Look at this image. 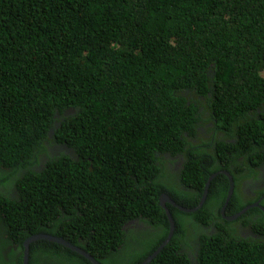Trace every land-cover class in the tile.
I'll return each instance as SVG.
<instances>
[{"label": "trees", "instance_id": "1", "mask_svg": "<svg viewBox=\"0 0 264 264\" xmlns=\"http://www.w3.org/2000/svg\"><path fill=\"white\" fill-rule=\"evenodd\" d=\"M262 165L264 0H0V264H141L214 174L149 264H264Z\"/></svg>", "mask_w": 264, "mask_h": 264}, {"label": "water", "instance_id": "2", "mask_svg": "<svg viewBox=\"0 0 264 264\" xmlns=\"http://www.w3.org/2000/svg\"><path fill=\"white\" fill-rule=\"evenodd\" d=\"M221 174H224L228 180H229V189H228V194H227V198L226 201L224 203L223 208L221 209V215L222 217L226 220V221H234L237 220L241 215H243L247 210H249L252 207H257L258 203L256 204H252L247 206L246 208H244L242 211H240L239 213L232 215V216H225L224 212H225V208L227 207V204L229 202V200L231 199L233 192H234V182H233V178L232 176L226 172H219ZM217 174L212 175L209 180L207 181L205 187H204V192L202 195V198L200 200L199 205L195 208V209H183L181 207H179L178 205H176L174 203L173 200H171L167 195L163 194L161 195L159 201H160V206L165 209V212L167 213V217H168V221L170 224V232L166 238V240L158 247V249L150 256L148 257L143 263L141 264H149L160 252L161 250L170 242L173 233H174V221L171 217V214L169 213L168 209L166 208V203H169L170 205L184 211V212H195L197 209L202 208V206L204 205L205 201H206V197L208 194V189H209V184L211 182V180L216 177ZM261 210L264 212V208H262L260 206ZM47 241V242H53L59 245H62L65 248H68L76 253H78L79 255L83 256L85 259H87L91 264H99L92 256H90L88 253H86L85 251H83L82 249L78 248L77 246H74L70 243H68L67 241H65L62 238L59 237H55V236H51V235H46V234H37V235H32L30 237H28L24 243H23V256H22V264H29V247L32 243L36 242V241Z\"/></svg>", "mask_w": 264, "mask_h": 264}, {"label": "flooded vegetation", "instance_id": "3", "mask_svg": "<svg viewBox=\"0 0 264 264\" xmlns=\"http://www.w3.org/2000/svg\"><path fill=\"white\" fill-rule=\"evenodd\" d=\"M177 158V157H176ZM181 162V159L178 161ZM258 175L255 178H250L242 183L245 193L251 198L253 204L258 203V208L264 203V165L259 167ZM261 209V208H260Z\"/></svg>", "mask_w": 264, "mask_h": 264}, {"label": "clouds", "instance_id": "4", "mask_svg": "<svg viewBox=\"0 0 264 264\" xmlns=\"http://www.w3.org/2000/svg\"><path fill=\"white\" fill-rule=\"evenodd\" d=\"M60 148L59 147H55V148H52V149H50V150H52V151H56V150H59ZM171 159H176V157H172ZM181 164H183V162L181 161L180 163H177L176 164V167H178L179 168V166L181 165ZM229 173V172H228ZM230 174V173H229ZM231 175V174H230ZM234 182V181H233ZM175 203V202H174ZM176 204V203H175ZM177 205V204H176ZM227 217H229V216H227ZM47 235V234H46ZM24 243V242H23ZM22 256H23V252H22Z\"/></svg>", "mask_w": 264, "mask_h": 264}, {"label": "rangeland", "instance_id": "5", "mask_svg": "<svg viewBox=\"0 0 264 264\" xmlns=\"http://www.w3.org/2000/svg\"><path fill=\"white\" fill-rule=\"evenodd\" d=\"M61 149V147H59Z\"/></svg>", "mask_w": 264, "mask_h": 264}]
</instances>
